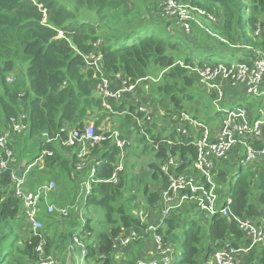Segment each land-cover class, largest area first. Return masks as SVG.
I'll return each mask as SVG.
<instances>
[{"label": "trees", "instance_id": "16d2710c", "mask_svg": "<svg viewBox=\"0 0 264 264\" xmlns=\"http://www.w3.org/2000/svg\"><path fill=\"white\" fill-rule=\"evenodd\" d=\"M157 1L0 0V132L8 128L12 116L19 117L25 112L28 117V132L20 145H14L16 162L6 171H0V264H41L51 254H59L63 260L59 264H66L68 259L63 255L64 247L74 242L76 234L89 235L90 241L84 240L88 244L87 257L90 262L116 264V239L132 229L143 232L147 228L134 213L136 196L126 186L131 181L129 172L121 173L117 184L107 181L114 173L121 151L110 142L92 148V154L100 155V160L95 167L91 190L82 201L87 209L91 205L103 211L101 222L94 224L89 216L96 215L94 212L89 215L86 211L83 227L79 214L74 212L67 219H55V232L52 233L49 221L54 217H51L52 213L48 212L42 201L41 208L44 206V209L41 210V216H49L50 219L46 222L48 226L41 231L46 239L45 254L38 251L42 238L30 229L22 214L23 201L15 195L17 181L13 178V171L16 170L17 161L25 156L29 166L44 150L51 154L29 168L25 191H36L48 181L56 180L58 186L50 192L48 200L59 207L68 206L65 196L79 195V170L75 165L77 155L72 158L68 156L75 148L63 144L67 139V131L61 129H83L87 119L103 111L102 101L96 92L100 73L116 82L117 73L121 75L120 82L123 78L130 82L141 80L138 88L127 94L136 92L142 85H148L150 99L145 103L153 108L157 102L151 99L152 93L161 99L163 107L168 108V104H171L172 109L165 110L167 116L163 130L159 132L160 135L152 136L157 158L163 161L171 152L183 159L189 156L188 160L192 161L196 155V148L191 144L192 137L182 136V143L172 145L165 140L176 141V134H162L171 122H167L168 118L181 112L190 114L192 104H196L194 91L200 87V81L191 69L201 68L206 62H195L191 50H203L215 55L220 49L222 56L228 57L240 51L238 45H243L250 47L249 52L242 57L246 58L245 61L257 58L259 50L264 52V34L255 35L258 29L264 28V0H175L178 4L200 7L206 11V18L212 15L217 19L216 33L211 34L202 28L206 30L204 34L207 40V45L203 47L195 41L191 42L190 47L189 36H186L189 34L175 28L180 19L174 15L168 16L164 11L161 14ZM40 3L47 9L46 17L39 9ZM147 24L163 26L168 35L146 32ZM170 27H174V30H170ZM192 35L197 36L195 32ZM100 39L102 42L96 45ZM93 52L101 56L98 69L86 61V56ZM14 72L18 74L16 81L9 83L7 76ZM230 88H224L225 95ZM205 92L213 101L218 97L215 91ZM125 95L120 101H111L114 110L111 114L124 113L123 116L117 115L119 121L121 118L118 128L122 137L129 138V131L141 128L136 118L141 115L137 113V105H130ZM252 98L263 97L250 95V100ZM247 106L250 107V117L258 119L254 104L249 103ZM194 117L209 125L213 120V116L207 114H195ZM160 120L163 121L162 117ZM102 121L103 118L97 120L96 127ZM151 124L157 127L156 121ZM146 130L151 134L153 129L149 126ZM44 132L50 138L59 133L60 138L55 139L59 147L55 141H46ZM155 143L160 145L158 149ZM263 145L262 141L252 144L255 148ZM229 157L232 160L235 158L233 153ZM230 158L217 161L215 178L224 195L234 198L233 209L237 215L260 220L264 209V162L247 168L240 167L235 176L232 174L234 166ZM151 166V179L155 187H145L144 195L153 207L161 201L160 190L157 189L160 185L161 189L167 186V177L161 172L160 166ZM67 182L72 183L70 189L65 188ZM190 211L197 212L193 207H186L165 220L159 232L166 240L174 241V235L178 237L174 232L177 228L175 216L183 217ZM208 221L210 230L203 235L200 230L186 231V249L181 264H203L209 257L211 244L216 245L219 239L226 238L228 234L240 240L243 238L235 222L230 223L221 216L209 217ZM61 229L62 233H59ZM151 234L145 233L142 238L132 242L128 258L122 260L124 264L145 258L142 250L147 245L155 247ZM205 244L206 257L201 253ZM234 245L239 246V241L234 242ZM246 245L249 243L246 242ZM244 261L245 264H264V244L252 246Z\"/></svg>", "mask_w": 264, "mask_h": 264}, {"label": "built area", "instance_id": "2783aa9c", "mask_svg": "<svg viewBox=\"0 0 264 264\" xmlns=\"http://www.w3.org/2000/svg\"><path fill=\"white\" fill-rule=\"evenodd\" d=\"M39 9L42 10L44 16L47 15V9L40 3ZM183 4H178L175 0H166L163 11L168 16L176 15L177 9ZM193 9L200 14H206V11L200 7H193ZM180 15V14H178ZM182 15L185 19H191L192 14L183 11ZM210 16V15H209ZM179 20L178 23L184 28L189 27L190 20ZM62 35V33H60ZM264 34V28L258 29L255 35ZM63 36V35H62ZM257 58H251L247 61L243 60L237 64L209 66L205 65L201 68L197 67L191 71L202 81V85L207 87L210 91H215L218 94L217 107L220 113L219 127L217 132L213 134L209 124L198 119L191 118L188 113L181 112L174 117H178L177 123L172 126L174 117L169 122L168 135L171 133L176 134V141L167 139L169 144L182 143V136L192 137L191 144L196 148V155L193 160L183 159L179 154L173 155L171 152L161 163V172L167 177V186L161 192V202L158 205V210L162 218L166 220L173 213L181 211L186 207H193L197 212L202 211L206 217L221 216L226 218L230 223L235 222L238 230L243 234L240 240L230 234L226 238L219 239L216 245L211 244V252L208 259L206 254V261L203 264H245V255L249 252L250 248L255 245L264 244V209L261 219L253 220L248 217H241L234 212V198L226 196L221 190L220 183L216 180L215 175L218 170L217 161H222L225 158H230L231 153L235 158L232 160L234 170L240 167H250L264 162V145L260 148L252 146L257 141L264 143L263 127L264 120L258 118L256 120L250 117V111L246 105H241L236 109H224L220 103L225 96L224 88L227 87H243L248 95L260 97L264 95V52L259 50ZM86 61L89 65H100L101 56L94 52L86 56ZM115 79L110 78L108 75L100 73L97 78V92L102 101L103 107L109 111H113L111 101H120L126 92L136 90L141 83V80L130 82L128 79L123 78L120 82L121 75L117 73ZM9 83L15 81L14 77L7 79ZM21 95H24L22 93ZM137 112L142 114V117L137 116V123L139 118L145 119L147 123H151L155 118L148 111V108H153L149 104L138 102ZM148 107V108H147ZM155 112V110L153 109ZM147 117L148 119H146ZM27 115L25 112L21 113L19 117L12 116L9 120V129L0 132V169H6L12 166L15 159L14 146L12 136L15 133H23L27 128L26 120ZM173 120V121H172ZM66 131L65 128L61 129ZM48 138V142L60 138L59 133L54 138H50L45 132L43 134ZM179 136V138H178ZM127 138V137H126ZM123 138L118 129L108 128L102 131L97 130L96 127L88 123L83 129L74 128L67 130V139L63 142L65 146L75 148L77 160L75 162L76 168L79 170L84 166L91 149L96 145H103L110 142L117 146L121 151L118 163L115 166L113 175L107 181L117 184L120 181V174L125 170V148L131 144L127 141L129 138ZM178 139V140H177ZM159 144L155 143L158 149ZM51 152L44 150L35 162L25 168L20 178L16 177L13 171V178L17 181L15 188V195L22 199L25 220L30 226V229L42 238V242L38 247L41 254H45L44 245L46 239L41 233L43 221L41 219V203L44 201L47 204L49 213L55 211L53 204L47 201L48 195L56 188V183L50 181L44 184L36 191L26 192V175L31 166L43 161L44 157L50 155ZM95 168L92 169L89 176L90 184L94 180ZM85 181V182H86ZM84 182V185H85ZM85 193L87 190L84 186ZM89 193V190H88ZM138 208V209H137ZM134 210L136 218L142 225H147L143 232L132 229L123 233L116 241L128 245L138 239L142 238L145 233L152 232V241L154 243L153 257L141 258L133 263L126 264H176L178 260L177 249L175 247V240H166L164 235L159 232L163 226H151L147 224L151 212L142 206ZM62 213L67 215V209H62ZM165 222L163 223V225ZM82 236L74 235V242L80 245L78 254L81 259L87 256L88 247L85 245L81 238ZM178 237L175 236V239ZM239 241V246H235L234 242ZM246 242L250 245L246 246ZM118 243H115L114 248ZM69 252H75V246H69ZM76 253V252H75ZM184 258V257H183ZM87 259V258H86ZM183 260V259H182ZM41 264H59V259L56 254L48 255ZM78 264H83L80 261Z\"/></svg>", "mask_w": 264, "mask_h": 264}, {"label": "rangeland", "instance_id": "374dc122", "mask_svg": "<svg viewBox=\"0 0 264 264\" xmlns=\"http://www.w3.org/2000/svg\"><path fill=\"white\" fill-rule=\"evenodd\" d=\"M165 3H166V0H158L157 1V4L159 6V11H161V14L163 12V7H164ZM184 10H186L187 12H190L192 14L191 19H185L184 18V16L182 15ZM175 14L176 15H174V16L183 22H185L184 20H190L189 21V23H190L189 27L186 28V26H185V30L181 25H179V23L176 22V25H175V28H177L181 31H184L185 34H189L186 36H189L187 38H189L190 47H192V44H191L192 41H195L196 44L198 46H201V47H203L204 45H207L205 43V42H207V40H206V37L204 34V32H206V30L211 34L216 33V25L215 24L217 22V19L214 18L212 15H210V16L207 15L208 18H206L205 17L206 14H200L199 12L197 13L193 9V6H191L189 4H186L185 6L178 7L177 13H175ZM178 14H180V15H178ZM194 25H196V26H194ZM202 28H204L206 30H202ZM171 29L174 30V27H170V30ZM146 32L160 34V36H167L168 35L167 29H164L163 26H161L159 24L158 25L147 24V31ZM194 32L197 34V36L192 35ZM60 36H62V35L60 34ZM101 42H102V39H100L96 45H100ZM238 49L240 50L239 52H237L235 55L228 56V57L222 56L220 49L216 51L215 55H210L207 52H204L203 50H196L195 52L193 50H191V54L193 55V60L195 62L198 63V62L203 61V62H206V65L214 67V66H219V65L237 64L238 62L246 59L245 57L244 58H242V57L245 56V54L249 52L250 47H244L243 45H238ZM17 76H18V74L16 72H14L12 74H9L7 76V78L9 79L11 77H15V81H16ZM201 83H202V81L198 82V85L200 87H198L194 91V92H196V93H194L196 104L195 105L192 104L191 112L188 115L191 118H194L195 114H197L199 116H201V115L205 116V114H207L208 116L209 115L213 116V120L210 124V127L212 129L213 134H215L217 132V129H218L219 124H220V122H219L220 115H218V111H217V107L219 105V102L217 101V99H215L213 101L212 99L209 98V94H207L205 92V91L209 92V90L206 87L202 88ZM204 89H205V91H204ZM228 90H229V93L227 95H225L226 97L220 103V105L224 109H229V110L230 109H236L237 107H239L241 105H246V108L250 111V107L247 105L249 103H253L255 114H257L258 117L260 119H262V121L264 120V95L261 96V97H263L261 99H253L252 98L250 100V95H248L246 93V91L244 90L243 87L237 86V87H232V89L230 88ZM231 95L233 96L232 97L233 99H230ZM257 98H259V97H257ZM151 99L157 102V103H155V108H148V107L147 108H148V111L150 112L151 116L153 114L156 115L154 118V121H156L157 127L156 128L151 127V125H150L151 119H150V122L147 123L145 121V119L139 118L138 126H140L141 128L138 130L136 127L134 130L132 129L131 131H129L131 138L129 137V139H127L126 137H123V138H126L127 141L131 142V144L125 148V156L126 157H125L124 164L126 166V170H124L123 174H128V172H129V175H130L129 180H131V181L127 182L126 186L130 190V192L133 191L134 194L132 193V195L136 196L135 200H136L137 207H140V205L142 203L140 201L145 199V195H144L145 187L149 186L151 189H154V187H155L154 180L151 179L152 178V166L151 165L156 164L157 166L161 167L162 161L159 158H157L156 150L154 149V145H153L154 141H153L152 136L153 135H160L159 132H161L163 130V122H166L167 114H166L165 110L172 109L171 104H168V106H169L168 108L163 107L161 104V99L154 93L151 94ZM199 99L202 101L200 102ZM151 104H153V103H151ZM102 108H103V111H106L110 114L114 112V110L112 112L107 111L103 107V105H102ZM136 109H137V107H136ZM153 109L155 110V112L153 111ZM197 109H198V111H197ZM98 113L99 112H97V114ZM116 116H117V114L114 117L112 116V118H111V122L113 125L115 124V122L119 123V120L117 119L118 116L117 117ZM92 117H93V119H92ZM92 117L87 119L85 121V123L88 122V123H91L94 125V123H96L97 121L95 122V119H94L95 116L94 115ZM160 117H162L163 121L160 120ZM145 118L148 119L147 117H145ZM171 119H172V117L168 118L167 122L171 121ZM177 120H178V117H174V121L172 123V126L175 123H177ZM168 124H167V129L165 130L164 133H162L163 135L168 134V131H169V125ZM149 126L151 129H153L151 131V134L147 133V130H146L147 128H149ZM95 127H96V125H95ZM113 128H115V127H113ZM68 129L69 128H65L66 131ZM96 129L102 131V128L96 127ZM116 129L120 130L117 127V125H116ZM27 132H28V125H27V128L23 131V133H15L12 136L13 145H20L22 143V141L24 140V137L27 134ZM55 142H57V140ZM58 144H59L58 142L55 143V145H57V147H59ZM15 157H16V155H15ZM238 172H239V168L235 169L232 172V174L237 176ZM89 174H90V171H87L86 173H84V175L86 176L84 178V180H86L88 178ZM87 180H89V178ZM51 181H54L56 183V188H57V186H58L57 181L56 180H51ZM48 182H50V181H48ZM47 183H45V184H47ZM79 185H80V183H79ZM84 186L87 190V194L84 191L79 193L80 191L78 188L77 189L78 194H79L78 196H73V194H69L67 196L64 195L65 200L68 199V202H67L68 206H66V207L60 206L59 207L57 203L52 202V204L56 208L54 213H52V215H51V217H54V218H50L53 220L49 221L50 220V219H48L49 216H45V217L41 216V219L43 221V226L41 228L42 230H44V228H46L48 226V224H46V222L49 221V222H51L50 228H51L52 233L55 232L54 228L56 227V225L55 226L53 225L54 220L55 219H64V218L67 219L69 216L71 217L74 214V212H76V214H79L78 217L81 220L83 227L85 224L84 222L86 220V217H85L86 211L89 212V215H91L92 212H94V214L96 215L95 217L89 216V218H92L94 224L95 223L97 224V222H99V223L101 222L103 215H104L103 211L101 209H95L91 205L87 209L82 203L85 195L87 196L89 194L88 190H89V192L91 190V184L89 181H86L85 185H84V181H83L81 183L80 189H81V187L84 188ZM71 187H72L71 182H67L65 184L66 189H70ZM62 191H63V189H62V187H60V192H62ZM42 209H44V206ZM62 209H67V215H64L62 213ZM137 209H135V211ZM58 212H59V214H58ZM234 212H235V210H234ZM235 214H236V212H235ZM208 218L209 217H206V214L202 211L186 212L183 215V217L175 216L177 228L174 230V232L178 235V238L175 239V247L177 249V255H178V260H177L176 264H181V261L184 257V254H185L186 241H187L186 231L192 230V232H196V231L200 230V234H202V235L205 234L206 231L210 230L209 229L210 228V221H208ZM82 220H84V221H82ZM185 220H187V221H185ZM60 232L62 233V229L59 231V233ZM152 236H153V234H151V237ZM174 236H176V235H174ZM80 239L85 245H88L87 242L90 241L88 234L82 236ZM71 244H73L75 246V249H76L75 252H76V256L79 257V262L82 261L83 264H89V261L86 259L87 256L84 257L82 260L81 257L79 255H77L79 252V248H80L79 246L80 245H78L75 242L70 243L64 247L66 249H65L63 255L68 256V264H69L70 260H72V262H75L78 264L77 258L73 256V253H75V252H73V251L69 252V248H70L69 246ZM246 246H248V245H246ZM201 253H202V255H204L206 253V244H205L204 250H202ZM143 256L145 258H149V256L146 254H144ZM208 261H211V257L208 259Z\"/></svg>", "mask_w": 264, "mask_h": 264}, {"label": "crops", "instance_id": "0c3cea01", "mask_svg": "<svg viewBox=\"0 0 264 264\" xmlns=\"http://www.w3.org/2000/svg\"><path fill=\"white\" fill-rule=\"evenodd\" d=\"M203 87H205V86H203ZM207 88V87H206ZM148 85H142L136 92H133V93H129V94H127V92H126V95H125V99L130 103V105H132V104H136L137 103V101L138 102H141V103H145V102H148L149 101V99H150V96H149V91H148ZM246 95V94H245ZM237 99V98H236ZM135 100V101H134ZM145 104H147V103H145ZM116 114H110V113H108V112H106V111H101V112H99L98 114L96 113L94 116V119H95V122L98 120V119H100V118H103V121L100 123V126L98 127V128H102V130H104V129H108V128H113V127H115V128H113V129H116V125H117V127L120 125V123H121V118H120V121H119V123H116L115 122V124L113 125L112 124V122H111V118H112V116L114 117ZM117 115H124V113L123 114H117ZM121 116V117H122ZM92 119H93V117H92ZM117 119H118V117H117ZM86 124H88V122L86 123ZM85 124V125H86ZM94 125H95V123H94ZM54 141H56V140H54ZM92 150L93 149H91V153H89V155H88V157H87V159H86V161L84 162V166L81 168V169H79V173H78V175H77V181L80 183V186H81V183L84 181H86L88 178H89V176H90V174H91V171H92V169H94L95 167H96V164L99 162V160H100V155H98V154H95V153H93L92 154ZM68 156L70 157V158H72L73 156H75V150H72V152H70L69 154H68ZM25 156H23V159H21L20 161H17V163H16V169H18V168H20L21 166H24V170H25V168L27 167V164H28V160H27V158H24ZM16 159L17 158H15L14 159V161H13V163H15L16 162ZM12 163V164H13ZM78 170V169H77ZM125 170H126V166H125ZM0 171H2L1 169H0ZM87 171H90V174H89V176H88V178L86 179V180H84V178L86 177L85 175H84V173H86ZM79 186V187H80ZM147 187V186H146ZM157 188V187H156ZM158 188L159 189H157V190H160L159 192H160V194H161V192H162V190L163 189H161V185L160 186H158ZM79 193H81L82 191H84L85 192V189L84 188H82L81 187V190H80V188H79ZM47 201L50 203V204H52V201H50V199L48 200V198H47ZM140 202H142L141 203V205L140 206H142L143 208H145V209H148L150 212H151V214H150V218L148 219V221H147V224L149 225V224H151V226H164L163 225V223L165 222V220L162 218V215H161V213H160V210H158V205H159V203L161 202V201H159V203L157 204V205H155V206H153L152 207V205L149 203L150 202V200H148L147 199V197H145V199L144 200H141ZM41 210H42V208H41ZM24 217V216H23ZM163 228V227H162ZM116 243H118L117 244V246L115 247V251H114V255H115V261H116V264H124L123 263V259L125 260V259H127L128 258V256H129V246H131L132 245V243H130V244H128V245H125V244H122V243H120V241H116ZM149 246L147 245L146 247H145V249L144 250H142V255H144V254H146V255H148L149 256V258L150 257H153V250H154V248L152 247H149L150 249L148 250L147 248H148ZM57 254H58V252H57ZM77 255H79V254H77ZM67 256V255H66ZM73 256L74 257H76L77 258V262L79 263V257L78 256H76V254L75 253H73ZM80 257H81V255H79ZM57 257H58V259H59V263H62V257L58 254L57 255ZM67 259H68V256H67ZM74 262H72V260H70V262H69V264H73ZM66 264H68V262L66 261ZM89 264H93L92 262H89Z\"/></svg>", "mask_w": 264, "mask_h": 264}, {"label": "clouds", "instance_id": "9594fccd", "mask_svg": "<svg viewBox=\"0 0 264 264\" xmlns=\"http://www.w3.org/2000/svg\"><path fill=\"white\" fill-rule=\"evenodd\" d=\"M8 79V78H7ZM96 87H97V85H96ZM96 92H97V88H96ZM97 94H98V92H97ZM99 95V94H98ZM148 104V103H147ZM137 105V108H138V104H136ZM137 113H139V112H137ZM141 116L140 117H142V114H140ZM154 121V119L152 120V122ZM10 124V123H9ZM151 125V127L153 126L152 124H150ZM95 126V125H94ZM10 128V126L8 125V128H4L1 132H3L4 130H6V129H9ZM45 133V132H44ZM43 133V134H44ZM43 137L44 138H46V141H48V138L46 137V136H44L43 135ZM52 139V138H51ZM12 141H13V139H12ZM50 142H52V141H50ZM14 146V145H13ZM97 146V145H96ZM99 146H102V145H99ZM132 146V145H131ZM93 148H95V147H93ZM1 152V151H0ZM75 156H76V154H75ZM16 158V157H15ZM76 160H77V156H76ZM17 170V169H16ZM15 170V171H16ZM26 181H27V175H26ZM45 206L47 207V204L45 203ZM87 247H88V245H87ZM87 254H88V252H87ZM87 258V260L90 262V259H88V257H86Z\"/></svg>", "mask_w": 264, "mask_h": 264}, {"label": "water", "instance_id": "95a60500", "mask_svg": "<svg viewBox=\"0 0 264 264\" xmlns=\"http://www.w3.org/2000/svg\"><path fill=\"white\" fill-rule=\"evenodd\" d=\"M23 171H24V166H21L20 168H18L16 171H15V174H16V177L17 178H20L23 174Z\"/></svg>", "mask_w": 264, "mask_h": 264}]
</instances>
